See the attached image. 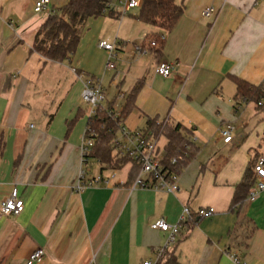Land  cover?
<instances>
[{
	"label": "crops",
	"instance_id": "obj_1",
	"mask_svg": "<svg viewBox=\"0 0 264 264\" xmlns=\"http://www.w3.org/2000/svg\"><path fill=\"white\" fill-rule=\"evenodd\" d=\"M68 1L51 5L56 10ZM35 2L0 0V264H27L38 248L45 250L40 264H157L168 233L151 224L178 223L185 206L194 214L168 249L178 264H237L232 255L242 264H264V191L230 209L245 170L264 155V110L237 99L232 78L264 82V0H176L184 11L160 56L136 52L155 26L134 15L91 17L69 66L33 49L47 18L35 13ZM209 6L216 12L205 18ZM113 38L120 62L112 72L98 42ZM163 61L174 64L167 78L156 73ZM81 74L103 79L110 105L118 91L125 93L123 112L138 86L123 113L128 130L145 129L150 117L190 132L199 151L182 169L179 191L133 188L130 170L112 177L97 159L87 171L89 185L73 188L89 119ZM225 123L235 126L230 142L220 133ZM99 175L108 182H96ZM14 188L25 207L5 215L1 203ZM210 207L211 216L197 214ZM190 220L195 226L186 232Z\"/></svg>",
	"mask_w": 264,
	"mask_h": 264
},
{
	"label": "trees",
	"instance_id": "obj_2",
	"mask_svg": "<svg viewBox=\"0 0 264 264\" xmlns=\"http://www.w3.org/2000/svg\"><path fill=\"white\" fill-rule=\"evenodd\" d=\"M105 4L106 0H69L61 8L53 9V13L47 15L45 22L37 31L33 49L46 61L59 63L67 61L70 63L77 52L82 30L87 20L91 17L116 16L114 12L106 10ZM183 11V6L178 4L176 0H142L138 14L134 15L135 18L155 26L158 31L145 35L140 45L141 51L160 56L166 34L175 27ZM232 78L237 86L235 97L252 101L259 111H263L264 82L254 85L238 76H232ZM137 87L128 95L123 113H128L132 109L138 91ZM261 100L263 102L260 105ZM73 122L74 120L69 122V128ZM119 124L120 119H115L109 111H97L93 117L88 119L87 127L97 133L90 156L97 159L102 169L120 170L125 165L131 164L130 175L133 176L134 180L139 173L140 164L129 156L118 155L113 145V139L118 134ZM161 125L157 118L148 117L145 130L150 131L155 136L161 135L166 139L164 145L165 161L170 163L172 158H178V168L182 171L195 158L199 146L191 140L190 132L185 130L181 123L168 122L164 127ZM253 165L247 167L242 180L235 186V193L230 204L231 210L241 205L249 197L250 191L257 181L256 174L253 172ZM187 223L189 226L186 232H189L195 223L193 220ZM157 264H178V259L172 251L167 250L163 256L159 257Z\"/></svg>",
	"mask_w": 264,
	"mask_h": 264
},
{
	"label": "built area",
	"instance_id": "obj_3",
	"mask_svg": "<svg viewBox=\"0 0 264 264\" xmlns=\"http://www.w3.org/2000/svg\"><path fill=\"white\" fill-rule=\"evenodd\" d=\"M142 0H106V10L114 12L115 15L124 17L129 15L134 10H139ZM34 11L36 14L50 15L53 13L51 0H36L34 4ZM216 10L213 6L206 7L202 11V15L205 18H211L214 16ZM98 46L105 50L108 54L106 67L109 70H116L117 64L115 59L117 58V40L110 41L108 39H100ZM136 52H142L140 46L136 47ZM174 69L172 62L163 61L160 62L156 68V73L162 77H169ZM85 79L84 90L82 92V99L84 103L89 107V118L93 117L97 111H109L114 118L120 119L118 134L113 139V145L115 151L120 156H129L140 164V170L136 178L133 180L131 186L133 188H148L154 190L165 191L169 193H176L180 189V176L181 170L178 168L179 159L174 157L171 162L165 161L164 146L161 150L160 136H155L150 131L145 129L140 130H128L123 125L124 114L121 105L126 100V94L122 91H118L115 99L110 105L107 96V90L101 77H87L85 74H81ZM115 80V78H114ZM113 80V81H114ZM262 100L259 104H262ZM167 120L158 121L163 125ZM165 125V124H164ZM88 130V133H87ZM235 126L232 123H225L221 126L220 133L225 142H230L233 139ZM97 133L90 127L86 128L83 142L81 144V152L83 158V167L80 171L74 189L82 191L89 184L86 181L87 171L90 166V152L95 144ZM116 170H112V177H114ZM253 172L256 174L257 181L252 187L249 200H255L261 192L264 191V155L257 158L253 165ZM105 180L102 176L96 177V182ZM25 207L23 199L20 197L19 190L14 188L10 195L5 198L1 203V212L5 215H20ZM214 208H201L197 214L202 217H209L214 213ZM193 211L190 207L185 206L183 213L178 223L172 224L165 219L160 218L151 224V227L156 230H161L168 233V238L165 244L159 250V257L163 256L166 251L173 247L176 243V237L182 227V224L193 216ZM45 257V250L38 248L31 252L27 259V264H40ZM233 260L237 264H242L236 255H232ZM144 264H152L151 261H146Z\"/></svg>",
	"mask_w": 264,
	"mask_h": 264
},
{
	"label": "rangeland",
	"instance_id": "obj_4",
	"mask_svg": "<svg viewBox=\"0 0 264 264\" xmlns=\"http://www.w3.org/2000/svg\"><path fill=\"white\" fill-rule=\"evenodd\" d=\"M138 14V11L137 10H134L133 12H130V14L129 15H126V16H124V19L125 20H127V19H129V16H131V15H137ZM116 16H118V15H116ZM94 18V17H93ZM118 18H120V16H118ZM115 34V29H114V31H113V35ZM112 41L114 40V38L113 39H111ZM117 44H118V42H117ZM129 45V47H133V43H130V44H128ZM115 62L117 63V64H119V62H120V60H119V58H116L115 59ZM64 63H67L66 65L67 66H69L68 65V62L66 61V62H64ZM132 65V64H131ZM130 65V66H131ZM64 68H66V67H64ZM130 68V67H129ZM112 72L113 71H117V69L116 70H111ZM131 72H132V70H131ZM62 91V90H61ZM251 103V105L249 106V108H250V110H251V108L253 107L254 109L256 108V104L254 103V102H250ZM85 106V108L87 109H89V107L88 106H86V105H84ZM260 113H261V111H259ZM261 114H263V113H261ZM160 123H162V122H160ZM166 123H168V122H166ZM165 122H163V126L161 125V127H164V124H166ZM73 128V127H72ZM243 129V128H242ZM162 130V129H161ZM72 131V129L70 130L69 129V125L67 124V131H66V135L69 133V132H71ZM234 135V134H233ZM159 136V135H158ZM165 141H166V139L164 138V137H161L160 138V143H159V145L161 146V150H163V146H164V144H165ZM91 161L92 162H90V163H92V167H97L98 165H97V161H96V159H94V158H91ZM131 167H132V165L131 164H127V165H125L122 169H120V170H124V171H126V170H130L131 169ZM123 173V172H122Z\"/></svg>",
	"mask_w": 264,
	"mask_h": 264
}]
</instances>
